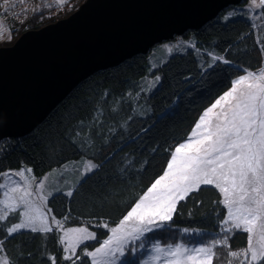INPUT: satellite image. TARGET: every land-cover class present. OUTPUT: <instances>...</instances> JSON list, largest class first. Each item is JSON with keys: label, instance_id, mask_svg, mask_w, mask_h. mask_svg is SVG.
I'll return each instance as SVG.
<instances>
[{"label": "trees", "instance_id": "1", "mask_svg": "<svg viewBox=\"0 0 264 264\" xmlns=\"http://www.w3.org/2000/svg\"><path fill=\"white\" fill-rule=\"evenodd\" d=\"M247 2L231 5L201 27L181 33L182 43L176 35L80 81L32 131L1 139L0 176L25 167L43 179L64 170V177H56L60 186L46 202L52 216L70 224L121 221L235 77L264 67V7H257L256 17H251L248 9H236ZM51 22H25L14 37ZM20 213L16 209L0 221L9 264L63 261L64 247L54 230H20L6 237L7 227L19 222ZM226 216L223 194L212 185H201L150 237L164 245L209 242L213 264H234L230 253L248 246L249 234L242 228L226 232ZM78 255L76 264H91L80 250ZM124 264L140 262L130 256Z\"/></svg>", "mask_w": 264, "mask_h": 264}, {"label": "snow or ice", "instance_id": "2", "mask_svg": "<svg viewBox=\"0 0 264 264\" xmlns=\"http://www.w3.org/2000/svg\"><path fill=\"white\" fill-rule=\"evenodd\" d=\"M54 2L63 8L69 0ZM252 4L264 7V0H260L258 5L256 0H252ZM4 34V28L0 26V39ZM168 52L171 53L172 49L168 48ZM27 171L30 173L32 170ZM14 174L25 178L24 170ZM201 185H212L223 194L227 209V219L223 223L231 221L235 229L242 228L249 233L251 260H264V71L247 72L232 82L230 90L203 112L188 139L175 147L163 174L139 197L119 225L111 228L112 235L86 255L93 258V264H111L117 253L124 256V248L131 239H139L170 222L177 204L186 200L193 191L198 192ZM39 187L43 189L44 185L41 183ZM30 189L31 184L23 189L17 185L11 191L20 193L18 201L11 198L0 201L5 209L13 211L24 205V211L20 213L23 220L7 227L6 237L23 229L33 233L52 231L47 214L28 199L32 195ZM67 195L71 196L72 192ZM5 196H8L7 192ZM7 216L8 211H4L0 221ZM56 224L59 226V221ZM225 231L231 232L232 228ZM257 233L258 247L252 243ZM91 239L95 236L86 228H69L63 232L60 242L65 244L64 252L75 255L77 247ZM2 243L0 241V245ZM164 251L161 247L156 248L157 253ZM247 254L246 251L245 259ZM165 255L169 258L166 264H213L214 251L210 246L189 249L176 245ZM230 255L236 257L238 253L233 251ZM63 259L72 261L73 256L66 255ZM4 264H9V261L5 260Z\"/></svg>", "mask_w": 264, "mask_h": 264}, {"label": "water", "instance_id": "3", "mask_svg": "<svg viewBox=\"0 0 264 264\" xmlns=\"http://www.w3.org/2000/svg\"><path fill=\"white\" fill-rule=\"evenodd\" d=\"M236 1L86 0L24 32L0 49V138L29 133L89 75L201 27Z\"/></svg>", "mask_w": 264, "mask_h": 264}, {"label": "rangeland", "instance_id": "4", "mask_svg": "<svg viewBox=\"0 0 264 264\" xmlns=\"http://www.w3.org/2000/svg\"><path fill=\"white\" fill-rule=\"evenodd\" d=\"M242 1L243 0H237L236 2L242 3ZM85 2L86 0H69V2L63 8H60L55 4L54 0H0V26H3L4 32H5L4 38L0 39V49L6 46H12L15 43V41L21 36L20 35V36L14 37V34L18 33L19 28L21 27V24L28 22V21H32V20H36L40 22L41 24L47 21H52L51 23H56L63 18L69 17L75 11L80 9V7ZM240 3H236V5H239ZM256 4L257 5L260 4V0H256ZM229 7L230 6L225 7L222 11L227 10ZM256 8L257 6L252 4V0H248L246 4L236 7L238 11L239 10L244 11L245 9H248L247 12H250V13L252 12L253 14V15L251 14V17H256L255 15ZM38 29L33 28L29 30H38ZM176 35H177V40H178L177 43H182L183 41L181 40V37H180L181 33L180 34L177 33L175 34V36ZM165 51L168 52V48H166ZM218 59H221V58H218ZM261 71H264V67H261L256 70L246 69L243 73L235 77L234 80L238 79L239 76L241 75H245L247 72L258 73ZM199 118H198V121H199ZM194 127L192 128V131L194 130ZM192 131L188 134V136H186L183 142H185L188 139ZM18 136L20 135H17V137ZM1 139L2 138H0V141ZM27 169L28 168L23 167L18 170H8L6 173H9V172L13 173L11 175H2L4 173L1 174L0 176L1 185H4L5 187H0V190H1L0 201H4L9 198L16 199L18 201V197L20 193L12 192L11 189L15 188L17 185H19L23 189V188H27V186L31 184L30 191L32 192V195L28 197V199L33 202L35 207L41 208V210H43L47 214L49 226L58 235V237L60 238V241H61V237L63 236V232L69 228H86L89 233H92L95 236V239L84 241V243L79 245L76 249L75 255H73L71 252L64 253V256L72 255L73 256L72 261H66L63 259V261H60L58 264H68V263L73 264V262H75L76 264L79 261V255H78L79 250L81 251L82 254H85V256H87L86 253L92 252L95 250V248L99 247L100 244L105 239H107L109 236L112 235L111 228L118 226L119 223L121 222L119 221L116 224H112L110 222L91 220V221H84L79 224H70V223H67L65 219L63 220L56 219L54 216H52L48 212L46 208V202L48 201V198L50 197L52 191L60 186L59 181L56 180V177H61V178L64 177L65 171L59 169L57 171H54L51 174V176L47 178L44 177L43 179H39V178L36 179L32 175L33 174L32 171L29 173ZM21 170H24V177L26 179L21 178V176L19 175L14 174ZM53 178H55V181L53 180ZM41 183L44 185L43 189L39 187ZM6 192L8 193L7 197L5 196ZM17 209H20L22 213L24 211V205L21 204ZM4 211H8V214H10L13 210L5 209L4 205L0 203V215H3ZM53 217L55 219H53ZM226 219H227V216H226ZM22 220H23V216L21 215L19 222H21ZM57 221H59V226H57L56 224ZM223 228L235 229L232 226L231 221H229L228 224H223ZM23 230L26 231L27 229H23ZM104 231L106 232V235L104 234ZM152 232L145 233L139 239L130 238L131 242L124 248V253H125L124 256H121L119 253H117L116 256L112 259L111 264H122V262L124 264L129 259L130 256L138 258L140 264H166V261L169 258L165 255V253L167 252L169 248L174 247L176 245H183L189 249H193V248L200 247V246L213 247L211 246L209 242L208 244L207 242H199V243H197V241L184 242L183 240H180L182 242H179L177 244L169 243V244L164 245L158 241L156 242L155 240H152V238L150 237ZM191 232L193 231L190 229L186 230V233L188 234H191ZM0 241L2 240L0 239ZM252 243H253V246H256V247L259 246L258 233L257 235L253 236ZM62 244H63V247H65V244L64 243ZM157 247H161L165 251L162 253H157L156 252ZM133 248L135 250H132ZM213 251H214V247H213ZM246 251L248 253L247 259H245V256H244V253ZM236 252L238 253V255L234 257L235 258L234 264H264V260H257V261L251 260V252L248 250V246ZM5 256L6 255L3 253L2 245H0V264H4V261L7 260ZM157 256L159 257V259L154 260L153 257H157ZM88 257L90 258L91 264H93V258L91 256H88ZM97 259H99V257H97Z\"/></svg>", "mask_w": 264, "mask_h": 264}, {"label": "clouds", "instance_id": "5", "mask_svg": "<svg viewBox=\"0 0 264 264\" xmlns=\"http://www.w3.org/2000/svg\"><path fill=\"white\" fill-rule=\"evenodd\" d=\"M222 12V11H221Z\"/></svg>", "mask_w": 264, "mask_h": 264}]
</instances>
